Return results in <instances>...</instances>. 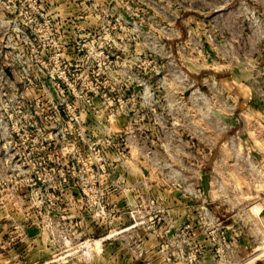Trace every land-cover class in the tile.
<instances>
[{
	"label": "rangeland",
	"instance_id": "rangeland-1",
	"mask_svg": "<svg viewBox=\"0 0 264 264\" xmlns=\"http://www.w3.org/2000/svg\"><path fill=\"white\" fill-rule=\"evenodd\" d=\"M0 264H264V0H0Z\"/></svg>",
	"mask_w": 264,
	"mask_h": 264
}]
</instances>
